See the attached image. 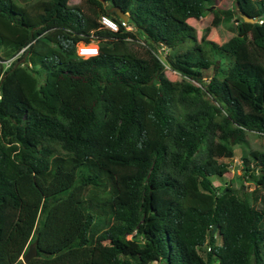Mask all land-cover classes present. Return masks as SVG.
Instances as JSON below:
<instances>
[{"label":"trees","instance_id":"16d2710c","mask_svg":"<svg viewBox=\"0 0 264 264\" xmlns=\"http://www.w3.org/2000/svg\"><path fill=\"white\" fill-rule=\"evenodd\" d=\"M71 1L0 0L27 34L0 31V264L31 244L29 264H264V152L242 155L254 191L213 181L249 133L264 136V0L236 24L214 0ZM115 8L146 46L173 51L166 64L128 46ZM208 12L231 25L222 46L187 22ZM93 41L112 46L81 58Z\"/></svg>","mask_w":264,"mask_h":264},{"label":"rangeland","instance_id":"374dc122","mask_svg":"<svg viewBox=\"0 0 264 264\" xmlns=\"http://www.w3.org/2000/svg\"><path fill=\"white\" fill-rule=\"evenodd\" d=\"M22 4L29 3L34 4L37 0H19ZM81 4V0H72L71 5H79ZM213 9H221V10H233L235 12V18L233 22L236 24L235 20L242 19L245 22L253 23L255 22V15L258 10V6L254 0H247V5L242 6L241 8L237 6L235 0H214ZM112 11V10H111ZM111 18V16H110ZM213 15L212 12H208L205 17L200 20H188L187 22L193 26L197 33L199 42L204 41H212L217 43L218 45H224L232 36L233 32L231 31V25L228 23H223L218 28L212 26ZM0 31L8 34L9 36L15 37L16 40L22 44H24L27 40V34L22 30L14 28L12 25H9L5 20L0 19ZM127 31L136 34V37L128 39V46L141 58L146 60L150 66L153 68L154 66V58L159 59L163 64H166V59L168 56L173 54V51L161 48V49H151L149 46H146L144 43V39L138 34L136 30L128 29ZM96 44L100 46H112L108 42L96 41ZM224 70L228 69V63H223ZM167 76L173 81L175 84H180L181 76L175 72H172L168 67ZM213 75V71H205L206 80H209ZM248 144L245 147H237L234 153V157L231 160H224L229 164V173H227L224 177L213 178L214 184L219 189H229L235 191L236 194H239V190L243 187L246 192H252L255 190L256 186L252 183L246 182V172L244 169V164L242 160V155L249 154L250 151H261L264 152V136H260L255 133H249L247 137ZM261 195L264 197V189L260 191ZM158 264V263H154Z\"/></svg>","mask_w":264,"mask_h":264},{"label":"built area","instance_id":"2783aa9c","mask_svg":"<svg viewBox=\"0 0 264 264\" xmlns=\"http://www.w3.org/2000/svg\"><path fill=\"white\" fill-rule=\"evenodd\" d=\"M100 24L103 28L109 29L110 31L113 32L120 31V26L112 18L108 16H103L100 20ZM122 26L125 27L126 30L130 28L133 29V27L129 25L128 21L122 20ZM100 48L101 46L96 44V41H93L90 44L80 43L78 45V55L84 59L97 57L100 54Z\"/></svg>","mask_w":264,"mask_h":264},{"label":"water","instance_id":"95a60500","mask_svg":"<svg viewBox=\"0 0 264 264\" xmlns=\"http://www.w3.org/2000/svg\"><path fill=\"white\" fill-rule=\"evenodd\" d=\"M112 11H116L118 13V16L122 20H124V21H128L129 20V15L125 14L120 8L112 9ZM216 230H217L216 227H214L213 228V233H215ZM36 253H37L36 245L35 244H31L30 247H29V251L23 257L21 264H29L36 257Z\"/></svg>","mask_w":264,"mask_h":264}]
</instances>
